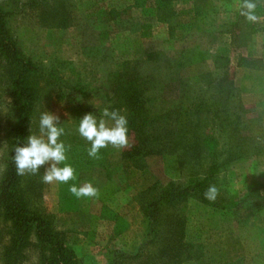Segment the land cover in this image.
Returning <instances> with one entry per match:
<instances>
[{"label":"rangeland","instance_id":"1","mask_svg":"<svg viewBox=\"0 0 264 264\" xmlns=\"http://www.w3.org/2000/svg\"><path fill=\"white\" fill-rule=\"evenodd\" d=\"M24 1L17 5V0H0L9 13V30L23 52L42 62L45 68L54 65L65 79L75 80L78 75L91 84L90 88H95L88 90L85 97L77 95L84 107H103L99 86L109 71L119 69L123 60L145 59L147 51L166 54L182 48L197 49L202 59L182 70L174 64L169 69L163 65L167 54L152 61L155 65L161 61L160 69L166 76L161 96L191 107L196 98L210 96L207 87L228 71L244 108L247 127L242 133L263 145L261 153H250L224 164L223 155L219 154L215 160L211 150H205L203 156L189 165L181 163L178 154L167 151L146 156L143 168H135L123 160L122 149L108 146L100 150L101 165L97 163L83 172L76 183L79 186L92 182L99 189L97 197L77 199L69 193L68 185L44 183L42 205L55 216L56 226L65 232L80 264H109L119 252L140 250L147 238L148 219L140 209L139 198L151 187L156 189L169 182L187 185L190 177L201 179L211 161L219 163L210 183L219 189L217 198L236 199L255 183L264 182V3L257 0L258 20L253 23L240 15V0H172L174 19L170 27L157 20L154 0H74L71 26L51 29L40 23L36 9L21 8ZM101 43L94 59L85 53L89 51L86 46ZM168 56L173 62V54ZM241 57L258 62L254 67L239 65ZM149 63L143 65L144 71H156ZM2 64L0 59V179L8 157L5 131L14 120L10 87ZM177 74L188 80L182 97L178 81L170 80ZM55 93L54 90L43 93L31 127L33 133L38 132L39 115L46 110L58 115L61 123L73 122L69 101ZM213 108L201 112L199 119L208 123L206 131L216 139V150L220 153L228 140L215 125ZM71 130L61 137L65 144L90 147L76 129ZM128 135L130 146L125 149L135 142L133 134ZM182 207L185 240L202 245V256L183 264H264V207L248 203L227 211L205 204L193 194ZM6 229L7 223L0 216V252L7 241ZM35 245L26 248L16 264H38ZM152 248L146 246L143 252Z\"/></svg>","mask_w":264,"mask_h":264},{"label":"trees","instance_id":"2","mask_svg":"<svg viewBox=\"0 0 264 264\" xmlns=\"http://www.w3.org/2000/svg\"><path fill=\"white\" fill-rule=\"evenodd\" d=\"M19 2L17 0V5ZM171 2L172 0L153 1L157 20L170 27L174 19ZM73 6L74 0H26L21 3V8L36 9L40 23L51 29H66L71 26ZM8 15L0 5V59L3 61L2 73L6 75L10 87L9 103L14 119L5 131L8 157L0 179V216L7 223V241L0 252V264L20 262L23 251L32 243L38 248V264H80L75 249L67 242L65 232L56 226L55 216L42 205L44 183L41 176L44 170L41 169L35 176H18L12 162L13 147L24 143L30 134L37 105L45 92L54 90L60 99L69 101L73 122L61 123L66 132L76 129L79 119L85 113L94 112L99 116L105 106L125 112L129 121L128 134H133L135 142L129 149L121 150V158L135 168L144 167L146 156L167 151L178 154L181 163L187 165L203 156L205 150H211L215 160L219 154L223 155V164L241 159L250 153L262 152L263 145L260 142L254 141L253 136L242 133L247 127L243 118L244 108L228 71L207 87L210 96L196 98L191 107H185L180 100L169 102L161 96L165 75L160 69L161 61L156 65L152 61L167 54L163 65L166 64L169 69L174 64L182 70L202 59L199 50L182 48L177 52L178 56L171 50L166 54L147 51L145 59L123 60L119 69L109 71L106 80L99 86L98 90H102L101 97L104 99L103 107H84L78 96L85 97L88 90L95 88H90L91 84L78 75L75 80L65 79L59 74L58 67L52 65L50 69L45 68L46 65L42 62H37L25 54L9 30ZM99 35L100 32V40ZM101 45L102 43L100 46H86L89 51L85 53L94 59L101 50ZM171 53L175 57L174 63L168 56ZM148 62L153 64V68L156 67V71H144L142 67ZM257 62L254 58L241 57L238 60L239 65L246 67H254ZM165 79L166 76L164 81ZM172 79L178 81L179 97H182L188 86L187 77L177 74L170 80ZM211 106H214L212 112L215 115V125L228 140L227 147L220 153L216 150V139L206 131L208 123L199 119L201 112L208 111ZM88 147L70 144L68 162L74 167L77 179L69 183H77L83 172L95 167L97 163L100 164L98 159L87 155ZM210 164L203 178L190 177L187 185L169 182L163 187H151L146 193L142 192L139 203L141 211L148 219L147 238L139 251L119 252L109 264H183L186 260L201 257L202 245L185 240L182 206L190 194L205 204L227 211L248 203L255 207H264V182L255 183L236 199H205L203 192L212 182L213 173L219 166L214 161ZM146 246L153 248L144 253L143 248Z\"/></svg>","mask_w":264,"mask_h":264},{"label":"clouds","instance_id":"3","mask_svg":"<svg viewBox=\"0 0 264 264\" xmlns=\"http://www.w3.org/2000/svg\"><path fill=\"white\" fill-rule=\"evenodd\" d=\"M264 3V0H260ZM257 0H240L239 12L249 22L258 20L256 14ZM129 121L127 114L119 109L105 106L101 114L85 113L76 128L80 137L86 140L90 147L87 155L92 159L100 158V150L111 146L125 149L130 146ZM66 134L60 122V117L52 112L43 111L39 115L38 132L30 134L25 142L13 147L12 162L16 175H38L43 169L41 181L45 184L60 183L68 185L69 193L77 199L99 195V189L92 182H84L79 186L69 183L77 179L75 169L68 162L67 152L70 145L61 139ZM219 195L215 184H209L203 192L205 199L214 201Z\"/></svg>","mask_w":264,"mask_h":264}]
</instances>
